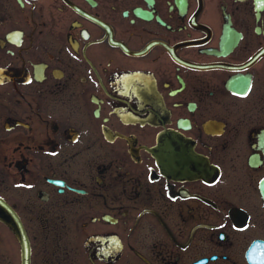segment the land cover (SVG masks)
I'll return each mask as SVG.
<instances>
[{
  "label": "flooded vegetation",
  "instance_id": "af4514ba",
  "mask_svg": "<svg viewBox=\"0 0 264 264\" xmlns=\"http://www.w3.org/2000/svg\"><path fill=\"white\" fill-rule=\"evenodd\" d=\"M0 264H264V0H0Z\"/></svg>",
  "mask_w": 264,
  "mask_h": 264
}]
</instances>
